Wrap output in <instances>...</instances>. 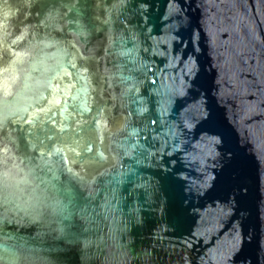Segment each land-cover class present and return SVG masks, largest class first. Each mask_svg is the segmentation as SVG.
Here are the masks:
<instances>
[{
	"label": "water",
	"instance_id": "water-1",
	"mask_svg": "<svg viewBox=\"0 0 264 264\" xmlns=\"http://www.w3.org/2000/svg\"><path fill=\"white\" fill-rule=\"evenodd\" d=\"M5 241L20 264H264V0H0Z\"/></svg>",
	"mask_w": 264,
	"mask_h": 264
},
{
	"label": "clouds",
	"instance_id": "clouds-1",
	"mask_svg": "<svg viewBox=\"0 0 264 264\" xmlns=\"http://www.w3.org/2000/svg\"><path fill=\"white\" fill-rule=\"evenodd\" d=\"M9 202L10 200L5 197L3 203L8 204ZM12 211L23 212L25 216L28 217L29 223L36 224L43 221L45 226H50L51 224V221H44L43 212L29 213L27 208L20 204H17L16 207L12 209ZM60 231H62V229H60ZM13 248L14 245L9 244L7 241H5L3 244H0V264H20L21 258L12 251Z\"/></svg>",
	"mask_w": 264,
	"mask_h": 264
}]
</instances>
